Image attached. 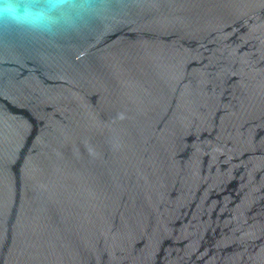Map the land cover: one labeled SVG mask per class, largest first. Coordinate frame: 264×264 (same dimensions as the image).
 <instances>
[{
    "label": "water",
    "instance_id": "95a60500",
    "mask_svg": "<svg viewBox=\"0 0 264 264\" xmlns=\"http://www.w3.org/2000/svg\"><path fill=\"white\" fill-rule=\"evenodd\" d=\"M0 20V264H264V0H69Z\"/></svg>",
    "mask_w": 264,
    "mask_h": 264
},
{
    "label": "clouds",
    "instance_id": "9594fccd",
    "mask_svg": "<svg viewBox=\"0 0 264 264\" xmlns=\"http://www.w3.org/2000/svg\"><path fill=\"white\" fill-rule=\"evenodd\" d=\"M69 0H0V20L36 31H51L52 15Z\"/></svg>",
    "mask_w": 264,
    "mask_h": 264
}]
</instances>
